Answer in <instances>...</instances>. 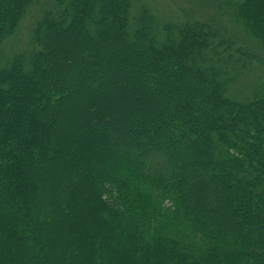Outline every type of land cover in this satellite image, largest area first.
Wrapping results in <instances>:
<instances>
[{"label":"trees","instance_id":"1","mask_svg":"<svg viewBox=\"0 0 264 264\" xmlns=\"http://www.w3.org/2000/svg\"><path fill=\"white\" fill-rule=\"evenodd\" d=\"M221 1L264 49V0ZM238 54L143 0H0V264H264V83L233 94Z\"/></svg>","mask_w":264,"mask_h":264},{"label":"rangeland","instance_id":"2","mask_svg":"<svg viewBox=\"0 0 264 264\" xmlns=\"http://www.w3.org/2000/svg\"><path fill=\"white\" fill-rule=\"evenodd\" d=\"M143 2L164 23H183L200 19L210 24L222 39L233 42L234 49L240 54L237 56L245 62L244 67H241L233 77L234 95L248 96L257 84L264 83V49L237 26L234 17L226 7H223L221 0H143ZM39 9L40 7L38 11ZM36 11L37 6L23 19L18 32L4 41L5 62L26 46Z\"/></svg>","mask_w":264,"mask_h":264}]
</instances>
